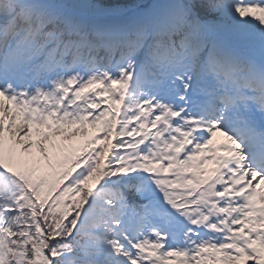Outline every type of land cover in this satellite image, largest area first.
<instances>
[{
  "label": "snow or ice",
  "instance_id": "obj_1",
  "mask_svg": "<svg viewBox=\"0 0 264 264\" xmlns=\"http://www.w3.org/2000/svg\"><path fill=\"white\" fill-rule=\"evenodd\" d=\"M0 264H264V0H0Z\"/></svg>",
  "mask_w": 264,
  "mask_h": 264
}]
</instances>
